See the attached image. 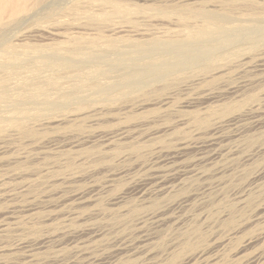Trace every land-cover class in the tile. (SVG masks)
Returning <instances> with one entry per match:
<instances>
[{
  "label": "bare ground",
  "instance_id": "bare-ground-1",
  "mask_svg": "<svg viewBox=\"0 0 264 264\" xmlns=\"http://www.w3.org/2000/svg\"><path fill=\"white\" fill-rule=\"evenodd\" d=\"M120 1L0 0V144L15 152V156L9 160L12 165L28 161L38 166L37 164L41 162L42 167L45 168L43 172H46L43 173L44 175L39 174L42 169L39 170L37 167L34 169L36 173L30 176L32 181H24L26 176L23 174L24 167H14L15 169L5 176L12 178L14 182L23 181L21 184L17 181L18 189L6 183L8 177L0 180V199L18 203L23 198L12 195L29 194L27 200L31 201L30 204L23 206L27 216L17 214L14 208L16 205L7 209L5 218L10 222L0 223V234L4 233L13 222L15 227H20L24 220L27 225L34 226L38 220L31 217L38 214L37 211L51 208L64 199L71 201L73 205L76 203L83 206L98 202L99 196L107 189L106 185L98 187L97 192H93V187L82 192L76 190L70 192L73 183L82 172L77 175L74 172L76 170L73 171V166L100 161L106 163L105 160L118 164L141 151L138 147L139 137L132 132L124 134L122 130L107 135L102 140H98V137L95 138L97 140H91L92 137L84 140L80 135L81 144L89 147L82 153L62 155L58 160H48L43 151L34 154L20 152L21 144L28 143L29 146L37 148L41 140L32 141L31 138L39 132L66 129L68 125L77 123L76 119L79 117L101 113L103 110L99 109V106L115 105L119 101L122 103L120 102L121 105L116 109L128 110L135 106L141 110L145 105L164 106L171 101L175 92L199 87L206 81L225 74L229 69L240 66L252 54L258 56L264 50V0H187L189 3L185 2L175 10L159 9L156 6L147 8L148 10L134 9L121 5ZM243 9L248 12L247 15L243 16L241 12ZM186 71L197 75L180 81L170 92L157 99L148 101L136 99L135 96L149 95L162 90L172 83L173 78ZM136 102L138 105H135ZM72 105H88L89 108L82 112L68 110ZM261 112L264 115V99L250 102L235 120L241 121ZM198 118L197 116L184 119L189 123L188 126L192 129L194 137L201 134L194 126L199 122ZM222 123L223 121H218L213 124L208 132L210 137L203 143L195 142L191 136H182L177 145L174 147L171 145V149L168 147L169 150L165 152L166 155H162L166 166L172 170L176 166L177 168L185 166L183 164L189 156H193L194 163L190 162L188 166H192L191 163H205L209 157L220 156L222 152L227 154L226 157L233 156L232 149L216 150V147L221 145L219 132ZM143 125L137 124L139 127ZM251 127L259 130L263 125L254 121ZM168 132L171 135L178 134L175 127L159 128L151 135H146L145 139L159 146L165 145V142L168 143L166 138ZM70 145L72 152L81 147L78 141L71 142ZM49 166L66 167L68 171L65 173L64 170V173L58 177H45L51 169ZM190 172L195 173V171ZM120 174H111L110 178L114 180V177ZM165 174L170 175V173ZM57 182L60 184H56ZM55 184L58 185L55 190H42L43 185L49 188L54 187ZM158 186L156 189L139 191L140 199L135 206L129 203L126 192L119 194L111 201L113 206L119 207L114 213L111 211L109 218H128L119 226L112 227L104 223L100 226H86L79 234L72 232L75 235L71 233L70 240H75L71 245L75 249L87 244L90 246L97 242V238L103 239L108 234H113L115 228H125L132 221L135 226L150 222L156 228H163L172 222L186 220L188 224L184 235L175 244L198 241L204 233L198 223L193 219L188 220L191 215L186 212L182 215L173 213L176 208H184L185 201L174 203L175 205L160 203L152 212L134 214L140 204H147L148 207L156 206L164 199V195L170 194L175 188L174 185L167 188L164 187L165 184ZM217 189L218 185L209 187L204 192L197 190L191 199L201 202L202 207L204 204L210 205L209 218H212V223L217 221L221 223L223 219L220 218L226 217V213L221 211L224 207V194L213 197ZM9 192L13 194H8ZM51 200L59 201L54 204L55 201ZM102 210L103 208H98L95 214L104 217ZM85 220L87 218L84 217L82 221ZM212 223L206 224L207 233L210 232ZM63 233L62 230L53 233L50 231L45 237L40 238V241L34 242L35 244H29L21 238L17 242L18 245H0V254L21 250L24 264L29 262V264H45L47 258L39 256L52 250H54L52 254L62 251L61 249L65 247L63 245H66L60 240ZM65 236L67 235L64 233ZM213 239H216L215 236L211 237V240ZM150 244L151 242L147 245L145 243L133 252L149 254L153 249ZM81 248L75 252L77 255L88 251ZM189 255L188 260L198 256L201 263L204 261L202 249H197ZM58 258L60 256H54V259Z\"/></svg>",
  "mask_w": 264,
  "mask_h": 264
},
{
  "label": "rangeland",
  "instance_id": "rangeland-1",
  "mask_svg": "<svg viewBox=\"0 0 264 264\" xmlns=\"http://www.w3.org/2000/svg\"><path fill=\"white\" fill-rule=\"evenodd\" d=\"M185 2L189 3L187 0H121L120 4L134 9L148 10L147 8L156 6L159 9L175 10ZM151 12L156 14L154 11ZM241 12L243 16L244 14H248L244 9ZM177 25L180 27L179 23ZM194 75L197 74L186 71L182 75L173 78L172 83L162 90L149 93V95L142 94L135 97L144 101L157 99L163 94L170 92L180 81L188 80ZM261 99H264V50L258 56L252 54L240 66L229 69L225 74L213 80H208L199 87L175 92L171 101L164 106L145 105L141 110L135 106L128 110L116 109L122 103V101H119L115 105L99 106V109L103 110L101 113L79 117L76 119L77 123L68 125L69 127L67 126L66 129L39 132L35 137L31 138L32 141L40 142L41 140V144L37 148L29 146L28 143H23L20 145L19 151L26 152L27 154L43 151L47 155L48 160H58V158H62V155L82 153L83 150L88 148V145L83 146L81 144L80 140L82 138L86 140L92 137L91 140H102L105 136L122 130L124 134L132 132L135 136L139 137L138 147H140L142 152L139 151V154L136 153L130 156V159L118 164L105 160L104 162L106 163L100 161L85 163L83 164L84 167L83 165H81L82 167L73 166V171L76 170L74 172L77 175L81 171L82 174L78 175L79 177L76 178L77 181L75 180L76 182L73 183L70 192H75V190L76 192H82L90 190V187H93V192H97L96 189L98 187L106 185L107 189L104 191L105 193L99 196L98 202L83 206L76 203L73 205L71 201H66V199L63 202L60 201L58 204L55 203L59 200H51L55 201L54 204L56 206L53 205L55 208L52 206L51 208L37 211L38 214L36 213L31 217L38 220L34 226L27 225L26 220H24L20 227H15L13 222L12 225L14 227L11 225L4 233L0 234V245H15L21 238H23L21 240L28 241L29 244H35L45 237V234L50 233V231L53 233L54 231L62 230L67 235L64 237L63 233L60 239L66 244L63 245L65 249L53 252V254L52 251L54 250L49 251L51 254L49 252L41 254L40 258H47L45 264H264V115L261 112L241 121L235 120L248 107L250 102ZM135 105H138L137 102ZM88 108V105H72L68 110L82 112ZM197 116L199 117V122L194 124V126L200 130L201 134L194 137L192 129L188 126L189 123H186L184 119L185 117ZM218 121H223V123L219 132L221 145L216 147V150L232 149L233 156L226 157L227 154L222 152L220 156L209 157L202 164H193V156H189L183 164L185 166H180V168L176 166L173 167V170L169 166H166L163 156L164 154L166 155L169 148L171 149V145L172 147L177 145L182 136H191L198 143L205 142L210 137L208 133L210 132V128ZM254 121L261 122L263 127L259 130L252 128L251 125ZM136 123L144 125L139 127ZM172 127L176 128L178 134L171 135L169 132L166 133L168 143L165 142V145L160 144L159 146L145 139V136L151 135L154 130L159 128L170 129ZM75 141H78L81 147L72 152V145L70 143ZM150 152L151 154L149 155ZM154 152L155 154H152ZM14 153L13 150L0 144V180L9 178L6 180V183L18 189L19 184L23 181L17 180L19 181L18 184L16 180L14 182L12 178L5 176L17 166L24 167L25 171H23V174L26 175L24 176V181H32L30 176L36 173L34 169L37 167H39V170L42 169V172L39 174H46V172H43L45 168L42 167L41 162L37 164L38 166L28 161L12 165L9 160L15 156ZM190 162H193L191 163L192 166H188ZM100 163H103L105 166L103 164L100 165ZM49 167L51 169L45 177H58L64 173V170H66L65 173L68 171L66 167ZM163 170L165 173H170V175H166ZM190 171H195V173ZM119 173L121 174L116 175L114 180L110 178L111 174ZM164 175L166 176L163 177ZM158 183L165 184L164 187L166 188L174 185L175 188L170 194L164 195V199L159 201L156 206L152 205L148 207L147 204H140L134 214L142 215L152 212L158 208L160 203L161 205L176 204L185 201L186 206L174 209L173 213L182 215V213L186 212L190 214L191 217L188 220L193 219L194 222L198 223L202 229V233H204L200 238L201 240L191 241L187 244H175L184 235L188 224L186 220L177 223L172 222L163 228H156L150 222L135 226V223L132 221L125 228H115L113 234H108L103 239L97 238V242L95 241L90 246L87 244L81 246L82 248L79 247L86 251L88 250L85 254L77 255L75 253L78 252L79 248L75 249L72 246V241L75 239H72V241L70 239L72 235L79 234L84 227L90 225L100 226L104 223L112 227L119 226L122 221L128 218H109V214L114 213L116 208L119 207L113 206V202L111 203L112 199L126 192L127 196H129V203H132L131 206H135L140 199L139 191L151 190V188L156 189V187H159ZM56 184L59 185L60 183L57 182ZM56 184L55 188L49 187L50 190L43 185L42 190H55L58 186ZM217 185L218 189L213 194V197L222 193L224 194V207L221 211L226 213V217L220 218L223 219L221 223L218 221L212 223V218H209L210 205L205 206L204 204L202 207L201 202L191 199L197 190L204 192L207 191V188L217 187ZM11 193L9 192L8 194ZM26 195H12L23 198L18 203H16L17 201L9 202L6 199L4 201L0 199V223L3 221L10 222V220L5 218L7 217L6 211L14 205H16L14 208H16L17 214L27 216L23 206L25 207L28 203L30 204L31 201L27 200L29 199V194ZM100 207L101 209L103 208L102 213L105 218L103 216L99 217L97 213L95 214L96 210ZM50 209L52 210L50 211ZM73 210H76V212H73ZM81 216L87 218V220L82 221L83 218ZM207 223H212L210 224L211 229L208 233V229L206 228ZM61 226L68 227L69 229L62 228ZM226 233L230 235L226 237L228 235ZM212 236H215L216 239L211 240ZM35 239L37 240L35 241ZM29 240L32 241L29 242ZM121 242H124V244ZM150 242L153 251L151 250L149 254L133 252L137 247L144 246L145 243L147 245ZM93 245L95 247H92ZM173 247L175 249H172ZM197 249H202L204 254V261L202 263L198 259V256L196 257L197 259L195 257L191 260L187 259L190 256L189 254ZM21 253V250H17L14 253L0 254V263L20 264L22 262L21 264H24L25 261L22 260ZM54 256H60L59 260L54 259Z\"/></svg>",
  "mask_w": 264,
  "mask_h": 264
}]
</instances>
